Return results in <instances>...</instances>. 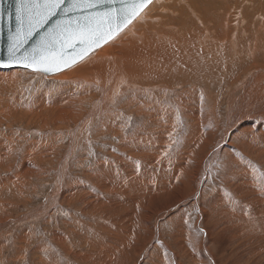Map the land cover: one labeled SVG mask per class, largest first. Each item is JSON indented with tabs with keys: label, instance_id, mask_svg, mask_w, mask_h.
Masks as SVG:
<instances>
[{
	"label": "rangeland",
	"instance_id": "obj_1",
	"mask_svg": "<svg viewBox=\"0 0 264 264\" xmlns=\"http://www.w3.org/2000/svg\"><path fill=\"white\" fill-rule=\"evenodd\" d=\"M186 1L174 0L173 4H168L166 11L156 10L158 14L155 17L160 19L159 23L165 22L161 27L169 28L165 32L170 41L164 40L163 43L176 45L179 57L188 59L190 63L181 64L178 59L170 65L168 78L164 77L168 88L161 80V83H156L158 86H151L153 88L150 87V90L146 88L147 91L164 89L158 93L160 101L157 99L154 103V106L163 109L159 119L161 125H152L150 129L155 135H159L160 130L164 131L165 137L164 141H160L159 136L151 144V151L133 153L137 147L144 150L150 146L146 142L135 144L133 140L131 145L125 147L123 144L128 140L121 143L124 136L134 135L148 118V106L147 112L140 114L139 105L128 103V99L134 97L132 93L138 91L136 86L123 85V89L113 99L105 97L100 102L103 97L100 82H94V88L83 79L77 82L52 79L19 67H15L18 71L5 69L13 71H8L10 74L7 75L0 73V157L3 158H0V264H230L231 261L233 264H264V250L258 252L256 249L264 247V160L248 154L250 152L248 148L244 150L241 140L232 141L236 149L234 151L218 147L222 129H226L231 117L230 106L235 103L232 97L242 92L243 85L237 79L243 77L244 66L236 74L237 64L242 66L249 57L246 54L243 56L245 60L242 57L235 59L229 51L230 45H226V48L217 42L222 47L219 49L221 52L218 57H210L211 63L205 58L208 49L206 43L189 42L182 33L186 31L189 39L197 37L194 31H202L204 19L209 17V21L213 15L219 22V32L223 31L222 34L225 33L223 23L229 20L227 38L231 37L236 23H240L243 32H246V28L252 30L249 24H254V29L256 17L258 21L261 18L259 15L264 14V0ZM156 28H148L147 34L158 32L159 28ZM248 32L245 39L247 44L254 37L251 31ZM223 37L220 36L225 41L226 35ZM192 44L196 46H190ZM226 55L229 56V63L224 66ZM182 65H185V69ZM233 73L237 75L235 78ZM219 79L222 81L219 82ZM260 95L264 98L263 90L259 95L257 93L259 99L262 98ZM250 97L255 98V94ZM168 114L173 119H166ZM261 122L264 123V114L257 116L254 121L255 124ZM119 125L123 126L124 136L112 128ZM211 128H216L212 137L209 133ZM132 147L135 148L131 150ZM242 157H248L253 162V168L248 167L245 161H233ZM241 164L246 166L245 169ZM119 169L125 177L135 178V190L125 192L115 191L111 187L105 189L104 184L111 186L116 182L115 178L122 177ZM138 176L146 177V180L145 187L136 192L142 183ZM168 176H177V182L174 184L175 179L168 181ZM166 181L173 183L166 185ZM1 182H5L4 185ZM155 184L156 192L169 190L174 193L163 196L157 203L164 204L172 196L180 200L167 214H161L162 217L160 213L166 210L151 213L150 208L154 209L156 203L153 202L152 206L147 200L146 192L151 195L150 189ZM88 186H91L89 188L92 191ZM72 188H77L79 192L73 197L67 191ZM109 192L120 194L116 197L122 200L109 198ZM134 193L137 201L133 204L131 198ZM122 197H126L125 202ZM238 215L240 218L237 220ZM105 226H108L109 231ZM63 236L66 239L63 240ZM233 236L237 237L236 242ZM115 240L117 242H113ZM101 250L104 255L99 253ZM243 253L249 256L248 263L241 260L244 259ZM234 256L236 259L241 256V259L236 260Z\"/></svg>",
	"mask_w": 264,
	"mask_h": 264
},
{
	"label": "bare ground",
	"instance_id": "obj_2",
	"mask_svg": "<svg viewBox=\"0 0 264 264\" xmlns=\"http://www.w3.org/2000/svg\"><path fill=\"white\" fill-rule=\"evenodd\" d=\"M174 0H152V2L126 27L124 28L120 33H118L117 35H115L113 38H111L108 42H106L104 45H102L101 47L97 48L96 50L92 51L90 54H88L87 56H85L84 58H82L81 60H79L78 62L70 65L69 67L61 70V71H58V72H54V73H51L49 75H45L41 72V74H43L45 77L47 78H52V79H59V80H70L71 82H77L78 80H81L83 79L87 84H89L90 86H93L95 88V85H93L94 82H100V86L102 89V94H103V97L100 99V102H103V99L106 97V98H111L113 99L117 93L122 90L124 87L123 85H128L130 87H135L137 88L138 91H134V93H132L134 95V97L132 98H129L128 99V103L129 104H135L134 106H137L139 105L140 107V110H138V113L142 114L146 111V107L149 111L148 113V118L144 120V123L138 127V129L134 132L135 134L134 135H127V136H124V129H123V126L119 125L117 127H112L116 130V132L121 133L122 136H124L122 139H121V143L125 142L126 140H128L127 142H125L123 144V146L125 147L126 145L128 146L132 144L133 140H135V144H141V143H144L146 142V144H149L150 146H146V148L143 150L142 148H138L137 149H134L133 150V153L134 154H139L140 152H144L145 150L146 151H151V148L153 146H151V144L154 142V141H157L158 140V137L160 136V141L163 140L164 141V134L163 132L164 131H161L160 130V133H158L159 135H155L153 133H151V127L152 125H156V124H160V116L162 115V112L163 109H161L160 107H157L154 106V103H156L159 98H158V93L162 92V90L164 89H159V90H155V91H149L150 90V87L151 86H158L157 82L161 83L165 82L164 80V77L168 78V75H167V72H168V69L170 67L171 64H173L176 60L180 59L179 62L181 64H189L190 62L187 61L188 59L184 58V57H179V55L176 53L178 52V48L176 45L174 44H170V45H165L163 43L164 40H169L170 39L168 38L167 34H166V30H168L169 28H163L161 27V25H163L164 23H159L160 22V19H158L157 17H155L156 14H158V12L156 11L157 9L160 11L161 10H164L166 11V8L168 9L170 3H172ZM181 1H184V0H181ZM187 3H189V1L187 0L186 1ZM173 4V3H172ZM182 3H180L181 5ZM171 5V4H170ZM167 6V7H166ZM178 7V6H177ZM184 9L186 7H183ZM192 9V8H191ZM183 10V9H182ZM195 10V9H194ZM184 12V10H183ZM190 12V11H189ZM161 13V12H160ZM181 13V12H180ZM187 14V12L185 13ZM189 14V13H188ZM262 14V13H261ZM195 15V14H194ZM197 15V14H196ZM258 15V14H256ZM157 16V15H156ZM159 16V15H158ZM171 17V16H170ZM168 17V21H169V18ZM173 17V16H172ZM175 17V16H174ZM193 17V16H192ZM259 17H261L259 19ZM258 17V21H257V17H256V22H257V25L254 26V29H253V25L252 24H249L251 25V28L252 30H248V28L245 29L246 32H243L242 31V28L240 29L241 25L239 24H235V28L233 30L232 35L231 37L227 38V36H229V34H227V26H228V22L229 20L226 19L223 23V27H224V31L225 33L222 34L223 31H220L221 30L219 28V22L215 19L214 15L211 16L210 20L208 21L209 17L205 18L204 21L202 22L203 24V30L200 31V29H197L196 31H193L195 32V34L197 35V37L195 38H187L186 37V31L184 32L183 30V35H184V38L189 41V42H200V43H206V51H207V55H205V58H208L209 61H211L212 63V60H210V57L211 56H214V57H218L219 56V49H221V45H230V53H231V56L235 59H238V57H242L243 60H245V58L243 57L244 55H248V60H246L245 62H243V65L240 66L237 64V67H238V72L239 71H242V68L244 66V69L242 71L243 74V77H240L238 78L237 80L240 79V83L241 85H243L242 89H241V93L237 96H234L232 97V99L235 101V103L233 102V100L231 102H233L232 106H230V109H232V113H231V117L229 119V122H228V125L226 127V129H222L223 130V133H222V136H221V140H219V144H218V147L219 148H225V149H230L232 151L236 150L233 146H232V141L234 139H237V140H241L243 142V148L244 150L248 148V151L250 153L251 156H258L259 158L263 159L264 160V123L261 122V124H255L254 121H255V118L257 116H260L261 114H264V98L261 96L263 94L260 95V97L262 98H258L257 96V93L258 95L260 94V92L263 90L264 92V66L263 67H260L262 65H264V14L259 15ZM161 18V16H160ZM177 18V17H176ZM198 18V17H197ZM227 18V16H226ZM239 18V17H238ZM241 18V17H240ZM187 19V18H186ZM242 19V18H241ZM254 19V18H253ZM173 20V19H172ZM251 20V19H250ZM163 21V20H162ZM241 21V20H240ZM172 22V21H171ZM170 22V23H171ZM175 22V21H173ZM252 22V21H251ZM254 22V21H253ZM255 22V24H256ZM158 23V24H157ZM250 23V22H249ZM168 24V22H167ZM242 24V23H241ZM169 25V24H168ZM165 26V25H164ZM167 26V25H166ZM244 26H247V25H244ZM155 27L156 30L158 29V32L156 31V33H153L151 35H148L150 34L148 32L147 34V30L148 28L150 29H154ZM187 27V25H186ZM198 27V25H197ZM250 27V26H249ZM185 28V27H184ZM188 30V28H187ZM227 30V31H226ZM191 31V32H193ZM248 31H251L252 33V36H254L252 38V40L248 41L249 38L247 39V41L249 42L248 44L245 42V39H246V36L247 34H249L250 32ZM190 32V33H191ZM254 33V35H253ZM226 35V40L223 41L220 36H225ZM249 36V35H248ZM225 38V37H223ZM219 42L221 45H218ZM178 46L180 44V41L177 42ZM190 46H196V44H192ZM190 46H187V47H190ZM187 47H185L184 49H186ZM227 48V47H226ZM224 51V50H223ZM227 51V49H226ZM228 51V52H229ZM187 52V51H186ZM230 55V54H229ZM224 56H225V53H224ZM237 57V58H236ZM215 59V58H214ZM224 59V58H222ZM226 62L223 64L224 66H226L228 63H229V56L226 55ZM217 60V59H216ZM242 60V59H241ZM224 61V60H223ZM220 62V61H219ZM239 62V61H238ZM214 63V61H213ZM223 63V62H222ZM234 63V62H233ZM236 63V62H235ZM241 63V61H240ZM209 65V64H208ZM213 65V64H212ZM222 65V64H221ZM222 65V67H223ZM230 65V64H229ZM234 65V64H233ZM235 66V65H234ZM183 69H185V65H182L181 66ZM229 67V66H228ZM214 68V67H213ZM5 69H10V70H14L16 69L15 67H9V68H0V73H6L7 74H10L11 72L13 73V71H10V70H5ZM20 69V67H19ZM215 69V68H214ZM233 69V68H232ZM235 69V68H234ZM237 69V68H236ZM17 70V69H16ZM212 70V69H211ZM8 71L10 73H8ZM18 71V70H17ZM224 71V70H223ZM229 71V70H228ZM35 72H38V71H35ZM216 72V71H215ZM215 72H212L215 73ZM229 73V72H228ZM224 74V73H223ZM231 74V73H229ZM234 74V73H233ZM5 75V74H4ZM17 75V74H16ZM15 75V76H16ZM42 75V76H43ZM207 75V74H206ZM217 75V74H216ZM219 75V73H218ZM2 76V75H1ZM13 76V75H12ZM13 76V77H15ZM214 76V75H213ZM224 76V75H223ZM222 76V77H223ZM235 75L234 74V78H235ZM3 77V76H2ZM5 77V76H4ZM207 76H205L206 78ZM231 77V78H233ZM239 77V76H238ZM6 78V77H5ZM18 78V77H17ZM166 78V79H167ZM211 78V77H209ZM214 78V77H212ZM216 78V77H215ZM224 78V77H223ZM4 79V78H3ZM9 79V78H8ZM11 79V78H10ZM15 79V78H14ZM218 79V78H217ZM0 80H1V77H0ZM58 80V81H59ZM102 80V81H101ZM161 80V81H160ZM221 79H219L218 81L220 82ZM54 83L55 81L52 80ZM170 81V80H169ZM215 81V80H214ZM222 81V80H221ZM232 81V79L230 80ZM229 81V82H230ZM51 82V80L49 81ZM102 82H105L103 84H101ZM228 82V81H227ZM59 84V82H57ZM157 83V84H156ZM170 83V82H168ZM240 83H238V85H240ZM64 84V83H63ZM62 84V86H63ZM68 84V82H67ZM86 84V85H87ZM167 84V83H166ZM171 84V83H170ZM183 84V83H182ZM212 84V83H211ZM74 85V84H72ZM84 85V84H83ZM97 85V84H96ZM164 85V84H163ZM168 85H166V87L168 88ZM54 86V85H53ZM56 86V85H55ZM77 86V85H76ZM75 86V87H76ZM82 86V85H81ZM85 86V85H84ZM98 86V85H97ZM96 86V87H97ZM211 86V85H210ZM57 87V86H56ZM67 87V86H65ZM86 87V86H85ZM92 87V88H93ZM206 87V86H205ZM91 87H89L88 89H90ZM91 88V89H92ZM126 88V87H125ZM148 88L149 90L147 91ZM153 88V87H151ZM173 88V87H172ZM209 88V87H208ZM64 89V88H63ZM134 89V88H133ZM166 89V88H165ZM235 89H238V88H234ZM66 90V89H65ZM135 90V89H134ZM186 90V89H185ZM189 90V89H188ZM212 90V89H211ZM62 91V90H61ZM70 91V90H69ZM129 92V90H127ZM132 91V89H131ZM53 92V91H52ZM65 92V91H64ZM67 92V91H66ZM91 92V91H90ZM58 93V92H57ZM127 93V92H126ZM187 93V92H186ZM189 93V92H188ZM53 94V93H52ZM82 94V93H81ZM207 94H208V91H207ZM254 95L255 94V98H251L250 96L251 95ZM74 96V95H73ZM131 97V96H130ZM80 99V98H79ZM158 99V100H157ZM252 99V100H251ZM65 101V100H64ZM149 101L153 102L151 104H149ZM160 101V100H159ZM252 101V102H251ZM54 102V101H53ZM126 103V102H125ZM251 103H252V106H251ZM52 104V103H51ZM93 104V103H92ZM216 104V103H215ZM87 105V104H86ZM126 105V104H125ZM128 105V104H127ZM126 105V106H127ZM160 105V103H159ZM116 106V105H115ZM161 106V105H160ZM214 106V105H213ZM129 107V106H128ZM133 107V106H132ZM11 108V107H9ZM13 108V107H12ZM15 108V107H14ZM84 108V107H83ZM106 108V107H105ZM110 108V107H109ZM136 109V108H135ZM134 109V110H135ZM165 109V108H164ZM214 109V108H212ZM5 110V109H4ZM11 110V109H10ZM95 110V109H94ZM55 111V110H54ZM166 111V110H165ZM97 112V111H96ZM147 112V111H146ZM167 112V111H166ZM92 114V113H90ZM145 114V113H144ZM152 114V115H150ZM163 114H166L165 112H163ZM171 114V113H170ZM108 115V114H107ZM112 115V114H111ZM173 115V114H172ZM141 116V115H140ZM145 117V116H144ZM164 117V116H162ZM166 119L170 120V119H173L171 117H169V114L166 115ZM110 118V117H109ZM165 119V120H166ZM106 120V119H105ZM131 120V119H130ZM163 120V119H162ZM108 122V121H107ZM257 122V121H256ZM86 123V122H85ZM85 123L82 125L84 126ZM169 123V122H168ZM172 123V122H171ZM170 123V124H171ZM79 124V123H77ZM88 124V123H87ZM103 124L105 125V123L103 122ZM110 124V123H109ZM163 124V123H162ZM166 124V123H165ZM124 125V124H122ZM161 125V124H160ZM167 125V124H166ZM109 126V125H108ZM113 126V125H111ZM158 126V125H157ZM125 127V126H124ZM80 128V127H78ZM85 128V127H84ZM151 128V129H150ZM102 129V128H100ZM97 130V129H96ZM126 130V129H125ZM157 130V129H156ZM216 131V128H211L209 129V133L211 134V137L215 135V132ZM103 132V131H102ZM156 133V132H155ZM101 134V133H100ZM113 134V133H112ZM126 134V133H125ZM209 135V134H208ZM207 137V136H206ZM212 139V138H211ZM167 141V140H165ZM211 141V140H209ZM208 142V141H207ZM130 147V146H129ZM142 147V146H141ZM30 148V147H29ZM135 148V147H132L131 150ZM125 149V148H124ZM127 149V148H126ZM125 149V150H126ZM217 149V148H216ZM33 150V149H32ZM118 150V149H117ZM34 152V151H33ZM128 152V151H127ZM228 153L231 154L230 151H227ZM202 153V152H201ZM7 156V155H6ZM2 158V157H0ZM7 158V157H6ZM36 158V157H35ZM118 158V157H117ZM203 158V157H202ZM231 158V157H230ZM235 158V157H233ZM232 158V159H233ZM158 159H160L158 157ZM205 159V158H204ZM3 160V158H2ZM229 160V159H228ZM7 161V160H6ZM5 161V162H6ZM230 161V160H229ZM233 161L239 163V161L241 162H246L248 165V167H252L253 168V162L249 160L248 157H242V158H236L234 159ZM121 162V161H120ZM119 162V163H120ZM147 162H150V161H147ZM231 162V161H230ZM200 163V162H199ZM7 164V163H5ZM4 164V165H5ZM32 164V163H31ZM30 164V165H31ZM230 164V163H229ZM243 164V163H242ZM240 165L242 168L245 169L246 166H243V165ZM98 165V164H96ZM101 165V163H100ZM201 165V164H200ZM202 166L204 167L205 165L202 164ZM201 166V167H202ZM233 166V165H232ZM12 167V166H10ZM102 167H105V169L107 168L106 166H102ZM197 167V166H196ZM202 167V168H203ZM231 167V166H230ZM198 169V168H197ZM207 169V168H206ZM200 170V169H199ZM119 173H122L121 170L119 169ZM125 171V170H124ZM185 171V170H184ZM198 171V170H196ZM203 171V170H202ZM127 172V171H126ZM206 172V171H205ZM114 173V172H113ZM117 173V172H116ZM118 174V173H117ZM117 174H116V177H117ZM122 174H120V177L119 174L118 176L120 177L119 179L115 178V181L114 184H112L111 186H107V183L104 184L106 185L105 186V189L107 187H111L113 188V190L115 191H125L126 190H131V189H134L135 190V183L136 181L134 180L135 178H131L130 177H125V175L123 176ZM192 174V173H191ZM20 175V174H19ZM113 174L109 175L108 176H112ZM186 175H187V172H186ZM203 175V174H202ZM230 175V174H229ZM18 176V175H17ZM96 176V175H95ZM102 176V175H101ZM127 176V175H126ZM183 176V175H182ZM185 176V175H184ZM228 176V175H227ZM247 176V175H246ZM16 177V176H15ZM28 177V176H27ZM139 177V176H138ZM13 178V177H12ZM90 178V177H89ZM112 178V177H111ZM141 179V183L140 186H138V188H136V192L138 191H141L142 188L145 187V180H146V177H139ZM138 178V179H139ZM177 178V176H176ZM176 178L174 177H169L167 178L168 181H173L174 179V184L175 182H177ZM182 178V177H181ZM195 178V176H194ZM246 178V177H245ZM8 179V178H7ZM17 179V178H16ZM114 179V178H113ZM139 179V180H140ZM240 179V178H239ZM11 180V179H10ZM13 180V179H12ZM110 180V179H109ZM188 180V179H187ZM9 181V180H7ZM166 181V185H170L172 183ZM181 181V180H180ZM194 181V180H193ZM245 181V180H244ZM182 182V181H181ZM5 183V182H4ZM4 183L1 184L4 185ZM79 183V182H78ZM83 183V182H82ZM96 183V182H95ZM157 183V182H156ZM75 184V183H74ZM73 184V185H74ZM84 184V183H83ZM97 184V183H96ZM188 184V183H187ZM190 184V183H189ZM194 185V183H192ZM249 184V183H248ZM64 185V184H63ZM76 185V184H75ZM86 184H84L85 186ZM102 185V184H100ZM185 185V184H184ZM250 185V184H249ZM155 186L156 184L154 185L153 189H150L152 191V194L150 195V192H146L147 193V200H148V204L150 205H154V209H151L150 208V211L151 213H154L155 210H161V209H165L166 211L164 213H160V216L161 214H167L168 211L171 210V208L173 207H176L180 200L174 198L172 196V198L164 203V204H161V203H157L163 196H171L172 194H174L173 192H169L168 191H164V192H156L155 191ZM74 187V186H73ZM91 186H88V189L91 190V188H89ZM96 187V185H95ZM103 187V186H102ZM184 187V186H183ZM197 187V186H196ZM244 187V186H243ZM81 188L83 189V187L81 186ZM85 188V187H84ZM165 188V187H164ZM168 188V187H167ZM182 188V187H181ZM191 188V186H190ZM199 188V187H198ZM197 188V189H198ZM241 188V187H240ZM251 188V187H250ZM97 189H98V186H97ZM100 189V188H99ZM169 189V188H168ZM183 189V188H182ZM181 189V190H182ZM196 189V190H197ZM147 190V189H146ZM175 190V189H174ZM179 189H177V191H181ZM67 191H70V193L72 194L71 196L73 197L75 194H77L76 192H78V189L76 188H72V189H68ZM89 191V190H88ZM92 191V190H91ZM97 191V190H96ZM155 191V192H153ZM172 191V190H171ZM224 191V190H223ZM237 191V190H235ZM62 192V191H61ZM185 192V191H184ZM225 192V191H224ZM231 192V191H230ZM79 193V192H78ZM85 193V192H84ZM96 193V192H95ZM104 193V192H103ZM110 193V192H109ZM116 192L114 193H110L109 194V198H112L113 200L115 199H120L122 200L121 198L119 197H116L117 195L120 196V194H115ZM133 193V192H132ZM181 193V192H179ZM196 193V192H195ZM217 193V192H216ZM98 194V193H97ZM177 194V193H176ZM175 194V195H176ZM222 194V193H221ZM90 195V194H89ZM88 195V197H89ZM215 195V193H214ZM87 196V195H85ZM101 196V195H100ZM132 196V194H131ZM218 196V195H217ZM97 197V196H96ZM183 197V196H182ZM181 197V198H182ZM185 197V196H184ZM189 197V195H188ZM215 197V196H214ZM80 198V197H79ZM123 200L126 199V197H122ZM178 198V197H177ZM186 198V197H185ZM190 198V197H189ZM211 198V197H210ZM217 198V197H216ZM222 198V197H221ZM220 198V199H221ZM83 199V198H82ZM112 199H110L109 201H111ZM130 199V198H129ZM137 195L134 193L133 194V197L131 198V203H135L137 200ZM187 199V198H186ZM85 200V199H83ZM102 200V199H100ZM201 200V199H200ZM211 200V199H210ZM212 200L213 197H212ZM216 200V199H215ZM6 201V200H5ZM182 201H185V200H181ZM188 201V200H187ZM237 201V200H236ZM242 201V200H241ZM87 202V200H86ZM93 202V201H92ZM125 202V200L123 201ZM127 202V201H126ZM154 202V203H153ZM240 202V201H239ZM253 202V201H252ZM91 202H88V204H90ZM103 203V202H102ZM117 203V202H116ZM121 203V202H120ZM119 203V204H120ZM203 203V202H202ZM209 203V202H207ZM219 204V202H216ZM248 203V202H247ZM250 203V202H249ZM112 204V202L110 203ZM213 205V203H211ZM210 204V205H211ZM252 204V203H251ZM96 204H92V206ZM220 205V204H219ZM111 206V205H110ZM118 206V205H117ZM1 207V206H0ZM133 207V206H132ZM150 207V206H149ZM94 208V207H93ZM112 208H114L112 206ZM111 208V209H112ZM124 208V207H122ZM206 208V207H205ZM210 208V206L208 207ZM215 209L217 207H214ZM227 208V207H225ZM263 208V207H262ZM89 209V208H88ZM129 209V208H128ZM141 209V208H139ZM204 209V208H203ZM90 210V209H89ZM88 210V211H89ZM110 210V209H109ZM113 210V209H112ZM121 210V209H120ZM133 210V209H132ZM136 210V209H135ZM138 210V209H137ZM118 211V210H117ZM124 211V210H123ZM128 211V210H127ZM236 211V210H235ZM247 211V210H246ZM251 211V210H249ZM116 212V211H115ZM126 212V211H124ZM132 212V211H131ZM146 212V211H144ZM203 212V211H202ZM211 212V211H210ZM1 213V212H0ZM149 213V212H148ZM204 213V212H203ZM209 213V212H208ZM235 213V212H233ZM240 213H242L240 211ZM248 213V212H246ZM129 214V213H128ZM126 214V215H128ZM138 214V212H137ZM239 214V213H238ZM117 215V214H115ZM120 215V214H119ZM123 215V214H122ZM121 215V217H122ZM202 215V214H201ZM204 215V214H203ZM212 215V214H211ZM230 215H233L230 213ZM242 215V214H241ZM92 216V215H91ZM95 216V215H94ZM132 216V215H131ZM235 216V214H234ZM260 216V215H259ZM152 217V216H151ZM162 217V216H161ZM204 217V216H203ZM216 217V216H215ZM214 217V218H215ZM237 217V220L238 218H240V215L236 216ZM243 217V216H242ZM261 217V216H260ZM125 218V217H123ZM210 218V217H209ZM259 218V217H258ZM127 219V218H126ZM151 219V218H150ZM225 219V218H223ZM254 219V218H253ZM147 220V219H146ZM204 220V219H203ZM241 220V219H239ZM74 221V220H73ZM97 221V220H96ZM149 221V220H148ZM210 221V219H209ZM215 221V220H214ZM229 221V220H228ZM233 221V220H232ZM94 222V221H93ZM151 222V220H150ZM223 222V221H222ZM256 222V221H255ZM100 223V222H99ZM215 223V222H214ZM235 223V222H234ZM218 224V223H217ZM227 224V223H225ZM82 226V224L80 225ZM130 226H132L130 224ZM214 226V225H213ZM234 226V224L232 225ZM106 227V226H105ZM108 227V226H107ZM106 227V228H107ZM148 228V226H146ZM224 227V226H223ZM227 227V226H226ZM231 227V226H230ZM255 227V226H254ZM260 227V226H259ZM258 227V228H259ZM261 228H263L261 226ZM108 229V228H107ZM112 229V228H111ZM122 229V228H121ZM126 229V228H125ZM149 229V228H148ZM152 229V227H151ZM150 229V230H151ZM156 229V228H155ZM207 229V227L205 228ZM224 229H227V228H224ZM116 230V229H115ZM211 230V228H210ZM215 230V229H214ZM222 230V229H221ZM109 231V229H108ZM113 231V230H111ZM218 231V230H217ZM226 231V230H225ZM231 231V230H230ZM117 232V231H116ZM204 232V231H203ZM202 232V233H203ZM222 232V231H221ZM255 232V231H254ZM111 233V232H110ZM114 233V232H113ZM123 233V232H122ZM121 233V234H122ZM212 233V232H211ZM231 233V232H230ZM261 233V232H260ZM259 233V234H260ZM57 234V233H56ZM72 234V233H71ZM156 234V233H155ZM220 234V233H219ZM262 234V233H261ZM204 235V233H203ZM102 236V235H101ZM114 236V235H113ZM124 236V235H123ZM126 236V235H125ZM124 236V237H125ZM224 236V235H223ZM229 236V235H228ZM257 236V235H256ZM104 237V236H103ZM115 237V236H114ZM127 239H128V236H126ZM210 237V236H209ZM208 237V238H209ZM236 237V236H235ZM235 237L233 236L234 240H235ZM25 238V237H23ZM72 238V237H71ZM100 238V237H99ZM112 238V237H111ZM123 238V237H122ZM207 238V239H208ZM221 238V237H220ZM225 238V236L223 237ZM237 238V237H236ZM255 238V237H254ZM257 238V237H256ZM264 238V237H263ZM56 239V237H55ZM66 239V236H63V240ZM118 239V238H117ZM121 239V238H120ZM131 239V238H129ZM128 239V240H129ZM112 239H110L111 241ZM126 240V239H125ZM206 240V239H205ZM204 240V241H205ZM226 240V239H225ZM229 240V239H228ZM233 240V241H234ZM237 240V239H236ZM236 240L234 242H236ZM261 240V238H260ZM99 241V240H98ZM104 240H102L101 238V242H103ZM232 241V243H233ZM254 241V240H253ZM259 241V239H258ZM113 242H117L116 240L113 241ZM130 242V241H129ZM197 242V241H196ZM203 242V241H202ZM227 241H225L226 243ZM229 242V241H228ZM239 242V241H238ZM250 242H252V240H250ZM65 243V242H64ZM68 243V242H67ZM66 243V244H67ZM71 243V242H70ZM69 243V245H70ZM106 243V242H105ZM131 243V242H130ZM224 243V242H223ZM243 244V242H241ZM245 243V242H244ZM108 244V243H107ZM116 244V243H114ZM113 244V245H114ZM190 244V243H189ZM203 244V243H202ZM256 244V243H255ZM68 245V244H67ZM101 245H103V243H101ZM118 245V244H117ZM121 245V243H120ZM227 245V243H226ZM246 245V243H245ZM257 245V244H256ZM127 246V245H126ZM125 246V248H126ZM203 246V245H202ZM228 248L229 245H227ZM255 246V245H254ZM104 247V246H103ZM109 247V246H107ZM114 247V246H113ZM121 247V246H120ZM218 247V246H217ZM118 248V246H117ZM259 248V250H258ZM96 249V248H95ZM103 249V248H102ZM201 248H199L200 250ZM218 249V248H217ZM225 249V248H224ZM258 252H261L262 250H264V247L263 246H259L256 248ZM100 250V249H99ZM220 250H221V247H220ZM78 251V250H77ZM89 251V250H88ZM98 251V250H97ZM96 251V252H97ZM102 251V250H101ZM107 251V250H106ZM111 251V250H110ZM205 251V250H204ZM83 252V251H82ZM211 252V251H210ZM209 252V253H210ZM214 252V251H213ZM212 252V253H213ZM227 252V251H226ZM85 253V252H84ZM99 253H103L102 252H99ZM109 253V252H108ZM114 253V252H113ZM204 253V252H203ZM215 253V252H214ZM221 253V252H220ZM240 253V252H239ZM251 253V252H250ZM264 253V252H263ZM197 254V253H196ZM244 254V253H243ZM241 254V255H243ZM104 255V253H103ZM204 255V254H203ZM208 255V254H207ZM240 255V254H239ZM249 255V254H248ZM262 255V254H261ZM89 256V255H88ZM93 256V255H92ZM99 256V255H98ZM102 256V254H101ZM100 256V257H101ZM198 256V255H196ZM206 256V255H205ZM225 257V254L223 255ZM237 256V254H236ZM263 256V255H262ZM261 256V258H262ZM107 257V256H106ZM117 257V256H116ZM207 257V256H206ZM213 257V256H211ZM216 257V256H215ZM219 257V256H218ZM217 257V258H218ZM223 257V258H224ZM241 257V256H240ZM240 257H237V259H239ZM244 259H241V260H244V263H248L249 262V256H242ZM96 258V257H95ZM111 258V257H110ZM198 258V257H197ZM235 258V256H234ZM260 258V256H259ZM258 258V259H259ZM103 259V258H102ZM100 259V260H102ZM226 259V257H225ZM231 259V258H230ZM236 259V258H235ZM236 259V260H237ZM99 260V261H100ZM207 260H209L207 258ZM215 260V258L213 259ZM223 260V259H222ZM234 260V259H233ZM106 261V260H105ZM194 261V260H193ZM200 261V260H199ZM224 261V260H223ZM230 261V260H229ZM239 261V260H238ZM248 261V262H247ZM263 261H264V258H263ZM211 262V261H210ZM262 262V261H261ZM119 263V262H118ZM180 263V262H179ZM212 263V262H211ZM237 263V262H235ZM240 263V262H239ZM182 264V263H181ZM200 264V263H199ZM214 264V263H213ZM218 264V263H217ZM230 264H233L232 261Z\"/></svg>",
	"mask_w": 264,
	"mask_h": 264
},
{
	"label": "water",
	"instance_id": "obj_3",
	"mask_svg": "<svg viewBox=\"0 0 264 264\" xmlns=\"http://www.w3.org/2000/svg\"><path fill=\"white\" fill-rule=\"evenodd\" d=\"M151 2L152 0H80L78 7H70L71 0H65L61 8L56 10L57 14L52 16L43 27H38L30 37L26 35V28L23 30L25 34L20 37V40L26 39L27 42L23 43V46L16 52V58L19 60L17 62L10 59V47L14 43L13 38L16 37L19 28L15 17L16 0H0V68L20 67L38 71L45 75L61 71L78 62L120 33ZM132 4L141 6L136 14L128 15L127 18H124L121 9L126 5ZM109 10H111V20L105 15ZM126 11H130V9H126ZM89 20L92 21V27L99 26L103 34L102 38L96 44L66 48L63 52V58L68 62L67 67L61 63L59 70L45 71L43 68L29 67L28 61L23 60L25 55L31 53L41 37L49 30L55 28L57 24L76 28L77 25H86Z\"/></svg>",
	"mask_w": 264,
	"mask_h": 264
},
{
	"label": "snow or ice",
	"instance_id": "obj_4",
	"mask_svg": "<svg viewBox=\"0 0 264 264\" xmlns=\"http://www.w3.org/2000/svg\"><path fill=\"white\" fill-rule=\"evenodd\" d=\"M64 3L65 0H16L15 17L19 28L16 37L13 38L14 43L10 47V59L19 62L15 54L23 43L27 42L26 39L20 40V37L25 34L23 30L26 28V35L30 37L38 27H43L52 16L56 15V10L60 9ZM79 5L80 0H71L70 7ZM140 6L139 4L126 5L121 9V13L124 18H127L128 15L136 14ZM105 15L111 20V10ZM102 35L99 26L92 27L91 20L84 26L77 25L76 28L57 24L41 37L31 53L25 55L23 60L28 61L29 67L35 66L45 71L59 70L61 63L65 67L68 66V62L63 58L66 48L96 44Z\"/></svg>",
	"mask_w": 264,
	"mask_h": 264
}]
</instances>
